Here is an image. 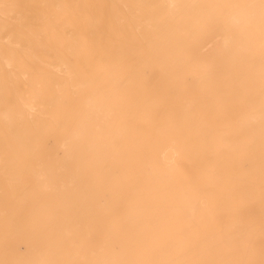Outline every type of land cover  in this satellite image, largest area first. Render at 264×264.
<instances>
[{
	"label": "bare ground",
	"instance_id": "bare-ground-1",
	"mask_svg": "<svg viewBox=\"0 0 264 264\" xmlns=\"http://www.w3.org/2000/svg\"><path fill=\"white\" fill-rule=\"evenodd\" d=\"M5 99L0 154L48 133L59 182L0 264H264V0H0Z\"/></svg>",
	"mask_w": 264,
	"mask_h": 264
},
{
	"label": "rangeland",
	"instance_id": "rangeland-1",
	"mask_svg": "<svg viewBox=\"0 0 264 264\" xmlns=\"http://www.w3.org/2000/svg\"><path fill=\"white\" fill-rule=\"evenodd\" d=\"M252 56H257V54L254 52ZM10 87L3 86V88ZM10 99H5L0 102V113L8 112L11 114L14 113V115L18 114L19 106L15 107L14 101ZM32 119H34V116L28 118L26 127H32L34 125ZM5 128L6 126L3 125L0 119V138L1 134L6 132L5 130L8 131ZM0 146H2L1 140ZM58 152L59 149L56 148L52 136L47 133L39 135L34 140L32 138L30 151L16 160L19 162V166L17 167L16 165L11 166L15 161L10 160L9 153L5 154L4 157H2L3 154H0V263L3 261L13 263L18 258L20 260L39 258V256L35 255L36 251L44 249V245L51 241L46 219L51 214V202L54 198H58ZM51 154H53L54 161L52 160L50 163ZM50 168L54 170L53 184L55 188L53 193L47 188L45 189L44 186V183L48 185L49 180L47 179L46 182H42L36 175V170H48ZM238 174L239 162H237L236 167V190L240 184ZM257 188L261 192H264L261 184ZM236 199L238 201V195ZM57 207L58 205L54 206L56 211H58ZM236 216L243 220L249 214L247 212H242L241 214L237 210ZM261 216L259 214L256 217ZM244 225L252 227L264 226L261 223L240 224V226Z\"/></svg>",
	"mask_w": 264,
	"mask_h": 264
}]
</instances>
